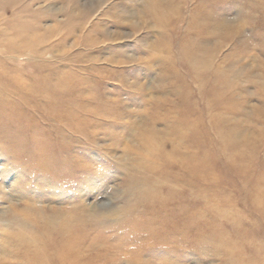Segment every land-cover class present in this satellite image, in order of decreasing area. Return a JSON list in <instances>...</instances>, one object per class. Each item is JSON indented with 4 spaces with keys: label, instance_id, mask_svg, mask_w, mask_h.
<instances>
[{
    "label": "rangeland",
    "instance_id": "obj_1",
    "mask_svg": "<svg viewBox=\"0 0 264 264\" xmlns=\"http://www.w3.org/2000/svg\"><path fill=\"white\" fill-rule=\"evenodd\" d=\"M0 264H264V0H0Z\"/></svg>",
    "mask_w": 264,
    "mask_h": 264
}]
</instances>
